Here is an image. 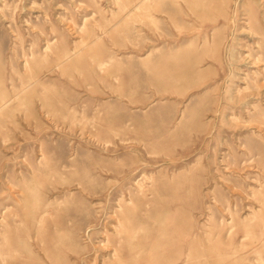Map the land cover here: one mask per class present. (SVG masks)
<instances>
[{
  "label": "rangeland",
  "instance_id": "374dc122",
  "mask_svg": "<svg viewBox=\"0 0 264 264\" xmlns=\"http://www.w3.org/2000/svg\"><path fill=\"white\" fill-rule=\"evenodd\" d=\"M263 89L264 0H0V264H264Z\"/></svg>",
  "mask_w": 264,
  "mask_h": 264
},
{
  "label": "bare ground",
  "instance_id": "6f19581e",
  "mask_svg": "<svg viewBox=\"0 0 264 264\" xmlns=\"http://www.w3.org/2000/svg\"><path fill=\"white\" fill-rule=\"evenodd\" d=\"M116 1V0H115ZM131 5V4H130ZM148 8V7H147ZM120 11V13H121V9L119 10ZM122 14V13H121ZM123 15V14H122ZM118 17H120V16H118ZM106 18V17H105ZM89 19V18H88ZM83 21V20H82ZM92 25V24H91ZM113 27V26H112ZM92 31V30H91ZM102 31V30H101ZM104 34V33H103ZM99 37V36H98ZM97 37V38H98ZM96 38V39H97ZM101 39V38H100ZM255 43V42H254ZM42 49V48H41ZM151 49V48H150ZM250 50V49H249ZM70 51V50H69ZM48 52V51H47ZM74 53V52H73ZM242 54H244V53H242ZM148 55V54H147ZM246 67V66H245ZM258 68V67H257ZM251 70V69H250ZM247 71H248V69H247ZM253 72V71H252ZM238 75V74H237ZM228 76V75H227ZM29 83V82H28ZM27 83V84H28ZM256 85V84H255ZM236 87V86H235ZM241 88V87H240ZM247 88V87H246ZM248 90V89H247ZM264 90V89H263ZM250 96V95H249ZM255 103V102H254ZM0 104L1 105H8L9 104V100L8 99H6L5 97H1L0 98ZM253 104V103H252ZM251 107V106H250ZM252 109H254V108H252ZM134 179V178H133ZM136 179V178H135ZM263 182V181H262ZM226 211V210H225ZM231 231V230H230ZM91 262V261H90Z\"/></svg>",
  "mask_w": 264,
  "mask_h": 264
}]
</instances>
